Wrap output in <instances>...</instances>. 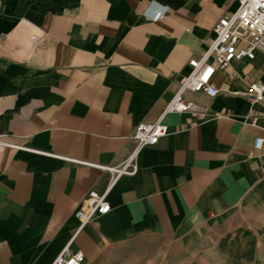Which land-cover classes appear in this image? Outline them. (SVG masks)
I'll return each mask as SVG.
<instances>
[{
  "label": "crops",
  "instance_id": "obj_1",
  "mask_svg": "<svg viewBox=\"0 0 264 264\" xmlns=\"http://www.w3.org/2000/svg\"><path fill=\"white\" fill-rule=\"evenodd\" d=\"M237 0H0V264H51L85 195L121 161L135 126L158 119L191 58ZM166 11V12H165ZM165 12L158 20L153 18ZM246 78V81L243 80ZM264 55L213 77L199 111L164 117L169 134L110 190L109 213L70 243L83 264H264ZM254 119V124L251 120Z\"/></svg>",
  "mask_w": 264,
  "mask_h": 264
},
{
  "label": "built area",
  "instance_id": "obj_2",
  "mask_svg": "<svg viewBox=\"0 0 264 264\" xmlns=\"http://www.w3.org/2000/svg\"><path fill=\"white\" fill-rule=\"evenodd\" d=\"M237 1L238 8L235 12L225 14L214 24L212 28L214 36L204 41L206 48L201 57L191 58L188 61L189 72L179 79L176 91L164 105L158 119L148 123L141 122L135 126L129 138L131 148L125 157L116 164L94 165L109 174L108 185L102 192L91 190L85 195L74 214L79 225L71 240L51 264H83V253H71L70 243L88 223L110 212L108 193L120 177L137 174L141 151L156 145L161 138L169 134L168 127L163 122L166 115L198 112L202 119H207V113L199 111L197 105L186 97L188 93H201L208 98H214L218 94L213 84L216 73L225 71L233 62L243 59L254 60L257 52L264 55V0ZM165 12L156 15L153 19H161ZM243 80L246 81V78ZM244 96L251 106L264 103V82L255 80L248 83ZM254 121L252 119L251 124H254ZM248 157L264 161V135L253 139Z\"/></svg>",
  "mask_w": 264,
  "mask_h": 264
}]
</instances>
